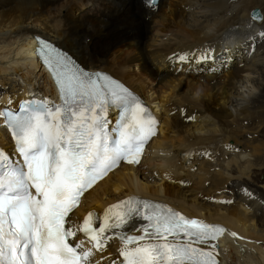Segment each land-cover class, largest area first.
Instances as JSON below:
<instances>
[{
    "label": "bare ground",
    "instance_id": "obj_1",
    "mask_svg": "<svg viewBox=\"0 0 264 264\" xmlns=\"http://www.w3.org/2000/svg\"><path fill=\"white\" fill-rule=\"evenodd\" d=\"M76 1L80 0H0V96L12 100L11 104L0 103V108L16 106L34 90L46 97L55 95L48 72L33 58L35 37H42L65 49L86 69L108 72L128 85L154 109L159 132L149 141L139 165L120 166L85 193L70 214V222L88 210H101L112 202L140 196L142 207L148 201L153 209L156 200L185 217L223 226L213 250L221 264H244L243 258L257 264L264 261V193L262 197L255 193L254 198L247 192L234 197L239 199L223 200L221 192L229 177L206 173L191 174L198 179L199 192L184 188L188 182L183 179L162 186L164 177L179 178L183 170L179 163L186 160L180 153L195 151L199 156L201 150L195 148H200L211 156L214 152L207 150L213 142L225 144L222 152L231 149L228 141L235 140L237 130L229 129L226 123L255 117L251 114L257 110L251 111L249 104L264 93V8L259 7L260 0H158L150 5L141 0H90L94 4L91 10L74 11ZM254 7L261 11V21L250 17ZM136 21L140 23L138 28L133 25ZM205 53H213L214 59L196 63L194 55ZM181 55L189 59L181 62ZM166 61L170 69L163 68ZM178 66L200 72L176 74ZM202 78L206 84L199 82ZM16 95L21 97L18 101ZM214 102L219 105L217 110L211 107ZM259 107L264 109L263 104ZM200 116L213 125L186 124L187 118ZM200 131L210 136L191 139ZM6 138L0 116V144ZM237 145L240 152L230 161L238 165L239 174L249 176V168L264 163V142ZM247 154L253 159L240 161ZM212 193L217 199L206 197ZM244 204L253 215L242 209ZM129 233L145 234L134 228ZM137 245L111 239L107 246L91 252L88 264L118 261L120 248Z\"/></svg>",
    "mask_w": 264,
    "mask_h": 264
},
{
    "label": "snow or ice",
    "instance_id": "obj_2",
    "mask_svg": "<svg viewBox=\"0 0 264 264\" xmlns=\"http://www.w3.org/2000/svg\"><path fill=\"white\" fill-rule=\"evenodd\" d=\"M178 59L184 62L189 57ZM193 59L209 62L214 54ZM98 79L83 73H57L62 105L31 99L21 102L18 110H0L14 136L17 156L22 157L14 160L0 151V264H88L90 251L73 246L77 232L69 226L70 213L85 187L101 172L129 155L133 156L130 162H137L135 156L154 123L144 118L145 109L126 88L113 80L98 84ZM108 104L123 108L112 129L115 138L108 131ZM124 206L126 210L116 211ZM143 207L151 206L144 201ZM133 214L147 221L141 229L145 235H122L125 243L145 237L159 241L170 236L172 240L122 247L121 264H216L212 252L198 250L191 243L216 247L210 241L222 228L171 209L144 215L124 200L107 209L98 230L89 218L78 231L98 245L109 230L123 228ZM181 238L191 243H181Z\"/></svg>",
    "mask_w": 264,
    "mask_h": 264
},
{
    "label": "rangeland",
    "instance_id": "obj_3",
    "mask_svg": "<svg viewBox=\"0 0 264 264\" xmlns=\"http://www.w3.org/2000/svg\"><path fill=\"white\" fill-rule=\"evenodd\" d=\"M260 2H261V5L259 7L264 8V4H263L264 0H260ZM93 5L94 4L90 0H80L78 2L76 1L73 4L72 10H74V11H89L92 9ZM146 22H149V19ZM139 24H140L139 21H136L133 25L135 28H138ZM262 41H261V43H262ZM133 45H136V41H133ZM205 45H206V43H200V46H202V47H204ZM247 48H248V46H247ZM219 49L221 50V48H219ZM241 54H243V53H240V55ZM260 56H263V55H260ZM239 59H240L239 55L236 56V62L237 63L239 62ZM166 64H167V61L164 63L165 66L163 68H169L168 66H166ZM175 65H176V63H175ZM234 65H235V62L233 64V66ZM153 66L157 70V66L156 65H153ZM182 66H178V68L176 70V74L187 73V74L197 75L200 72V71L194 72L192 70V68H190V69L185 68L186 69L185 70L182 68ZM205 81L206 80L204 78L199 79L200 83L206 84ZM18 83L20 84L21 80H19ZM156 83H157V79L155 80V84ZM23 87H25V86H23ZM32 88H35V87L33 86ZM2 90H3V86H2ZM260 95H262L263 97H260ZM260 95H258V96L256 95L254 97V100L252 99L251 103L249 104L250 109H252L251 111H254V109L257 111L259 109V111H260V112L258 111V113H256L257 112L256 111L255 113L251 114V116H254V114H255V117L253 119H252V117H248L247 121L235 120L234 122L226 123V125L229 129H233L235 131L237 130V135H235V140L232 139L233 141L232 140L228 141L230 143V145H232L231 149H228V150L222 152L223 146L225 144L224 143L219 144V143L213 142V143L209 144L210 149L207 150V152L212 150L215 153V154L213 153L211 156L204 154L205 151H203L200 148H195L198 151L201 150L199 156H196L195 151H192L189 154L186 153L188 150L180 153V156H182V158L186 159V160L180 161V163H179V165H181L183 167V170L180 169L181 174H180V176H178L179 178H177V177L175 178V176H169L172 178L164 177V179L162 181L163 182L162 186L165 187L167 185H175L177 180L183 179V180H186L188 182V184L184 188L193 189V190L199 192L201 190V188H199L200 184H198V182H197L198 179L196 178V176L191 177V174L196 173V174H203L204 175L206 173L209 176H215L217 178L218 177L221 178L220 176L229 177V180H227V182L225 183L226 185L224 186V188L222 189V192H221V195L222 196L224 195L223 200L227 201L229 199L230 200L239 199V198H234V197L239 196V194H242V195L247 194V192H250L249 193L250 197L251 196L254 197L255 193L257 194V196L260 194V196L262 197V194L264 193V163H262L261 165H254L253 167L249 168L250 175L247 176L246 174L245 175L239 174L238 173V165H235L230 161L233 158V155L235 156V154H238L240 152L238 149H236L239 146V145H237L238 143L243 144L244 142H248V143L255 145V144H259V143L264 142V109L259 107L260 104L264 105V93L262 92V93H260ZM3 96H0L1 105L7 104V103H9V104L12 103V100L9 97L3 98ZM18 98H21V97H19V95L18 96L16 95L15 100H17ZM211 107L213 110H217L219 108V105H217V102H214L211 104ZM233 108L234 107H232L231 109H233ZM197 110L201 111L203 109H197ZM192 111H193V113H195L196 116H199L196 110H192ZM213 113H214V111H213ZM258 115H260V116H258ZM209 116H211V114ZM257 117H259V118H257ZM239 118L241 119V116ZM227 120L229 122L231 119H227ZM252 122L255 124H250ZM239 123H241V124H239ZM186 124L193 125V126L194 125H199V126L205 125L208 127H211L213 125V124L211 125L210 120H208L207 118L202 119L201 116L190 118V120H189V118H187ZM257 124L259 125V127L254 129V126ZM216 135L219 136V134H215V136ZM207 136H210L209 132L200 131V134H198V135L196 134V136H192L191 139H193V138L198 139L201 137L204 138ZM189 151H191V150H189ZM192 153H193V156H192ZM219 154L223 157L219 156L220 158H217V155H219ZM261 154H262L261 157H263L262 161H264V152H261ZM246 158L253 159V156H251V155L249 156L248 154L244 155L243 158L242 157L240 158L241 159L240 161H243ZM207 164H209V165H207ZM204 166L208 167V169L210 168L209 169L210 171L208 172V169H207L206 170L207 172H206L204 170ZM187 170L189 172L186 174ZM209 196H210V198L217 199L216 197H214L215 194L213 195V193L211 195L208 194V196H206V197H209ZM261 197H258L256 199V202L259 203L261 201ZM241 203H243V201H241ZM242 209L245 210L248 215L249 214L251 215L253 213V210L251 208H248L245 204H244V206L242 205ZM256 214H258L257 216L260 217L261 213H259L257 211ZM251 253H252V251H251ZM244 259L245 258H243V261H246V263H244V264H249V263L250 264H257V263H254L252 259H251L252 261L248 260V259L247 260L246 259L244 260ZM236 264H239V263H236ZM258 264H264V261H261Z\"/></svg>",
    "mask_w": 264,
    "mask_h": 264
},
{
    "label": "water",
    "instance_id": "obj_4",
    "mask_svg": "<svg viewBox=\"0 0 264 264\" xmlns=\"http://www.w3.org/2000/svg\"><path fill=\"white\" fill-rule=\"evenodd\" d=\"M250 17L253 20L261 21L262 20V13L259 10V8H257V7L252 8V10L250 11Z\"/></svg>",
    "mask_w": 264,
    "mask_h": 264
}]
</instances>
